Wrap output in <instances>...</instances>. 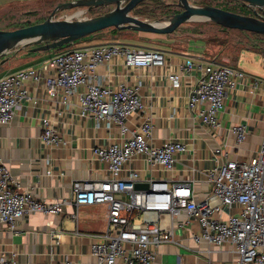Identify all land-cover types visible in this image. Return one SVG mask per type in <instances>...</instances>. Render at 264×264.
I'll return each mask as SVG.
<instances>
[{"label": "crops", "instance_id": "1", "mask_svg": "<svg viewBox=\"0 0 264 264\" xmlns=\"http://www.w3.org/2000/svg\"><path fill=\"white\" fill-rule=\"evenodd\" d=\"M99 14L102 13L98 10L91 14L84 11L80 17ZM107 33L79 40L70 50L102 44L136 47L143 41H159L165 45L158 49L165 54L167 64L161 68L135 69L127 67L120 58H114L95 70L93 80L97 83L110 87L127 84L138 89L143 107L126 119V133H122L117 124L80 115L75 97L64 104L62 96L51 97L42 85H25L29 99L20 102L8 125L0 126V161L9 171L16 190L63 205L59 214L39 212L19 219L14 229L0 228V257L15 264H61L65 261L82 264L92 260L90 246L101 243L107 229L106 207L77 206L71 195L72 183L107 178V165L97 157L95 149L125 142L147 121L152 122L148 138L152 147L176 142L183 144L186 151L175 154L171 171L150 166L144 157L134 156L125 163L121 176L137 171L145 179H164L170 185L195 183L198 200H203L210 189V170L227 160L251 157L261 142L264 93L261 88H253L249 80H264V76L244 70L239 66L240 60L236 63L233 68L246 75L245 81L236 83L228 93L225 107L219 114L221 129L212 130L200 122L196 111L188 108L191 89L200 76L198 65L212 63L205 57L208 47L205 37L191 34L183 25L168 35H147L131 30ZM184 37L187 42L180 44ZM62 52L64 50L32 55L26 52L23 58H8L3 61L7 70L0 75V80L23 70L42 68ZM184 60L194 61L197 67L182 73L179 87L174 88L168 80L169 73H179ZM44 118L51 121L59 139L57 144L47 145L42 141L41 120ZM235 124L245 125L248 132L245 143L239 148H235L234 138L229 133ZM217 148H221L220 155L215 154ZM220 218H227L226 211ZM183 220L187 222L180 225ZM160 221L164 228L173 230L174 242L158 247L152 264H238L232 246L217 249L205 242H195L194 236L200 234L195 220L163 215Z\"/></svg>", "mask_w": 264, "mask_h": 264}, {"label": "built area", "instance_id": "2", "mask_svg": "<svg viewBox=\"0 0 264 264\" xmlns=\"http://www.w3.org/2000/svg\"><path fill=\"white\" fill-rule=\"evenodd\" d=\"M114 58L135 69L161 68L167 64L162 51L130 45L102 44L64 51L42 68L23 70L0 80V126L8 125L20 102L29 99L25 85L34 83L42 85L51 97L62 96L64 104L75 97L80 115L117 124L126 133V119L143 107L138 89L127 84L110 87L93 80L97 67ZM196 67L194 61L184 60L179 73H169L168 80L178 88L181 74ZM198 69L200 76L191 89L188 108L196 111L204 126L221 129L219 114L228 93L236 83L244 82L246 75L221 63L198 65ZM249 84L263 89L264 93L263 79L254 78ZM203 105L206 107L202 108ZM41 127L42 141L47 145L57 144L59 139L51 121L42 119ZM151 130L152 122L147 121L125 142L95 149L97 157L107 165L109 176L72 183L71 195L77 206L104 205L107 212L103 241L91 244L92 260L82 264H152L156 249L174 242L173 230L161 224L163 215L195 220L200 228V234L194 236L195 242H205L217 249L232 246L238 264H264V131L251 157L227 160L209 171L210 189L203 200H198L195 183L170 185L164 179H145L137 171L121 176L125 163L134 156L144 157L150 166L171 171L175 154L186 151L183 144L176 142L152 147L148 143ZM229 133L235 148H239L248 132L245 125L235 124ZM215 154L220 155L221 148ZM136 185L147 188L136 189ZM62 205L16 190L9 171L0 161V228L14 229L19 219L39 212L59 214ZM225 211L227 218L221 219L220 214ZM184 222L187 220L180 221V225ZM0 264L15 263L0 257Z\"/></svg>", "mask_w": 264, "mask_h": 264}, {"label": "water", "instance_id": "3", "mask_svg": "<svg viewBox=\"0 0 264 264\" xmlns=\"http://www.w3.org/2000/svg\"><path fill=\"white\" fill-rule=\"evenodd\" d=\"M147 0H74L53 9L46 20L15 30H0V58L15 49H29L31 53L49 52L73 44L104 30H131L141 33L166 35L190 22H211L230 30L264 36V0H231L242 4L251 15L230 12L215 6L198 5L190 0H176L180 12L159 18L155 22L134 16V10ZM108 8L105 13L80 18L85 11L91 13ZM75 10L68 18H56L58 12ZM136 185V189H146Z\"/></svg>", "mask_w": 264, "mask_h": 264}, {"label": "rangeland", "instance_id": "4", "mask_svg": "<svg viewBox=\"0 0 264 264\" xmlns=\"http://www.w3.org/2000/svg\"><path fill=\"white\" fill-rule=\"evenodd\" d=\"M71 1L74 0H0V30H15L26 26L27 22H30L31 24L33 22H37L39 19L48 17L53 9L58 5ZM191 1L194 2L196 0ZM175 3L176 0H147L140 5L136 11H134V16L141 20L155 22L159 18L180 12L181 9L178 8ZM238 4V2L231 0H213L211 2V5L221 9L238 14L250 15L249 12L240 8ZM96 10L101 13L106 11L105 8H99ZM74 13L75 10L58 12L56 14V18L71 16ZM183 26L186 27V30L192 29L197 35H202L206 38V40H208L205 57L209 60V62L236 67V63L240 60L239 66H241L244 70L264 76V40H262L263 43H261L259 40H255L253 38L248 39L239 32L224 30L211 22H190L184 24ZM251 40L252 42H255H253L252 45L250 42ZM179 42L181 44L187 41L184 37ZM139 44L142 47L137 45L136 47H145L156 50L165 46L159 41H143ZM71 45L61 49L59 52L62 50H70V48L73 47ZM254 45H256V48H254ZM245 52L248 53L246 54ZM25 54V49H15L1 57L0 75L7 70V65L3 61L14 56L16 57L15 59H20L25 57Z\"/></svg>", "mask_w": 264, "mask_h": 264}, {"label": "trees", "instance_id": "5", "mask_svg": "<svg viewBox=\"0 0 264 264\" xmlns=\"http://www.w3.org/2000/svg\"><path fill=\"white\" fill-rule=\"evenodd\" d=\"M191 1V0H190ZM213 0H196V1H192L193 3H195V4H198V5H209V6H213V5H211V2H212ZM143 3H141L140 5H142ZM139 5V6H140ZM138 6V7H139ZM238 6H240V8H242L243 10H246L247 12H249L242 4H238ZM137 7V8H138ZM137 8L134 10V11H136L137 10ZM133 14H134V12H133ZM135 15V14H134ZM242 15H249V14H242ZM26 26H27V24H26ZM217 26V25H216ZM218 27H220V26H218ZM220 28H222V29H224V30H227V31H236V32H239V33H241L242 35H244V36H246L248 39H250V38H253V39H255V40H259L261 43H263V41L262 40H264V36H261V35H257V34H254V33H248V32H243V31H238V30H230V29H225V28H223V27H220ZM106 31H108V33H110V34H116V33H118V31L119 30H117V29H114V28H110V29H107V30H104V31H102V32H99V33H96V34H94V35H91V37L92 36H98V35H101V34H103L104 32L106 33ZM189 32L191 33V34H193V33H195V34H193V35H197L196 34V32H194L192 29H190L189 30ZM107 33V34H108ZM143 34H147V35H150V33H143ZM103 35H105V34H103ZM151 35H156V34H151ZM166 35H168V34H166ZM90 37V36H89ZM84 39H86V38H84ZM207 42H208V40H206ZM251 42V45H252V43L254 42H252V40L250 41ZM255 43V42H254ZM71 45V44H70ZM70 45H67V46H64V47H61V48H57V49H55V50H52V51H56V52H59L61 49H63V48H65V47H68V46H70ZM254 48H256V45H254ZM27 53H28V55H32L33 53H31L30 51H29V49H26L25 50Z\"/></svg>", "mask_w": 264, "mask_h": 264}]
</instances>
